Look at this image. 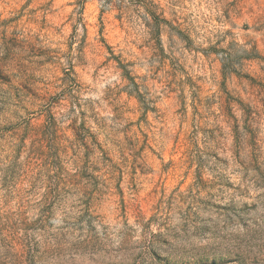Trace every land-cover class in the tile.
<instances>
[{
	"label": "rangeland",
	"instance_id": "rangeland-1",
	"mask_svg": "<svg viewBox=\"0 0 264 264\" xmlns=\"http://www.w3.org/2000/svg\"><path fill=\"white\" fill-rule=\"evenodd\" d=\"M0 264H264V0H0Z\"/></svg>",
	"mask_w": 264,
	"mask_h": 264
}]
</instances>
